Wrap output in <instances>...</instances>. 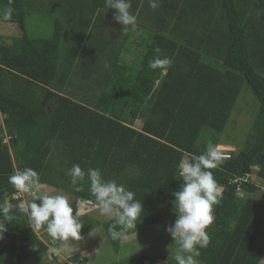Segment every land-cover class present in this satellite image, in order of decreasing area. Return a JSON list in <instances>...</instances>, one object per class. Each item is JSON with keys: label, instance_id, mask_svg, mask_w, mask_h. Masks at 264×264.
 I'll return each mask as SVG.
<instances>
[{"label": "trees", "instance_id": "16d2710c", "mask_svg": "<svg viewBox=\"0 0 264 264\" xmlns=\"http://www.w3.org/2000/svg\"><path fill=\"white\" fill-rule=\"evenodd\" d=\"M33 1L0 0L3 20L21 31L11 44L0 45V81L17 80L30 89L22 100L18 83L11 93L0 87V113L5 116L0 128V205H8L13 216L10 223L0 216L7 227L0 240V262L20 264L39 258L50 243L57 253L54 240L38 239L28 214L20 211L21 198H14L21 192L8 182L9 175L32 168L40 186L54 187L50 178L57 165L55 154L68 170L73 165L85 172L99 168L105 180L134 192L144 208L138 225L166 227L174 222L172 193L182 183L178 164L188 156L198 157L209 143L221 144L219 134L248 88L258 102L257 117L243 149L211 170L222 195L213 208L215 220L206 229L209 245L199 249L196 258L199 264H246L264 241V202L259 200L264 190V0H249L251 10L247 0H158L155 10L149 0H131L135 29L149 36L143 39L145 53L136 75L122 61L126 41L135 30L131 26L120 33L119 23H113L118 30L101 40L108 52L89 57L84 70L74 73L61 61L59 20L50 39L27 34V8ZM96 6L115 13L104 0ZM156 48L161 57L172 60L171 66L148 67ZM103 64V83H96L92 74L98 76ZM75 78L95 84L89 97L82 96L77 87L82 82ZM138 118L145 120L141 131L131 127ZM55 147L59 152L53 151ZM247 175L252 178L232 183ZM78 184L81 190L71 191L74 213L79 203L95 205L87 175ZM238 188L245 193L243 198ZM145 260L141 254L120 264H145Z\"/></svg>", "mask_w": 264, "mask_h": 264}, {"label": "rangeland", "instance_id": "374dc122", "mask_svg": "<svg viewBox=\"0 0 264 264\" xmlns=\"http://www.w3.org/2000/svg\"><path fill=\"white\" fill-rule=\"evenodd\" d=\"M52 3H54V5L50 7V4ZM94 4L95 3H93L92 0H35L30 3L27 8V34L33 39H50L54 35L55 21L59 20L58 22H60L62 34L60 57L64 59V62H66L65 65L67 68L74 69V73L82 72L84 69L81 67L84 66V62L89 57H94L98 54L102 56L108 52V50L105 49L101 43L103 38L102 36H107L108 34L111 35L115 33V29L118 30L117 27L113 25V23H116V21L113 20V15H111L107 10L97 7L96 4ZM3 18H5V15L0 11V45L7 46L14 39L21 36V31L18 25L6 22ZM118 25L121 33L123 26L121 24ZM146 37H149L147 33L140 31L137 28L133 30V33L130 36V41H126L128 42L126 45L128 48L127 52H130V56L122 57V61L134 70V75H136L137 69L145 53V44L143 39ZM106 61L107 64L110 62L108 58H106ZM72 64H75V66H72ZM100 69H102V72H99L98 76L92 74L91 77L96 83H100L102 81V77L105 74L104 72H106L105 64L101 65ZM74 80L82 82L77 83V87L82 93V96H85L86 98L89 97V91L91 90V87L95 86V84L82 78H75ZM18 88L17 94L20 99L23 100L26 95H29L30 89L25 86L23 82H20ZM235 106L236 107L231 113L230 119L224 131L219 134V139L221 142L220 145L227 146V149L233 148L236 151H239L245 146V141L252 131V125L257 117L259 106L257 100L248 88L243 89L240 99ZM3 138H5V136ZM53 151L59 152V148L55 147ZM55 155L56 161L53 160V162L55 161L57 165L52 168V172H54V174L52 175V178H50L52 183H54V187L40 186V190H35L36 193L34 195L30 197L23 196L24 199H20L21 203L27 204L32 202L43 193L66 194L69 197L70 203L74 201L75 197L71 191L76 190V187H78L79 184L76 186L72 185L70 179L71 176L68 175V168L64 167L60 155ZM255 180L256 179L254 178L252 181L259 184V182ZM261 186L264 188V185L261 184ZM263 193L264 190L261 192V196L259 195V200L264 202ZM80 211L82 213L80 220L83 226L80 229V237L78 238L70 237L67 240L53 238L48 234L45 226L46 224L42 225L40 228L33 225L34 230L37 232L38 239H41L44 243L49 240H54L56 244L55 250L61 255L63 260H60V262H54L53 264H65L66 261L71 262L70 264H106V260L110 261V259H114L112 264H120L117 261H119L118 258H124V254L120 256L123 252L121 251V253L118 254L111 248V245L113 246L118 244L114 242H118L119 237L116 239H113L111 235H109V237H105L107 233V230L105 229L107 226H109L110 232L112 230L120 232L119 227L114 226L113 228V224L115 222H112L113 218H104L105 216L92 209H89L88 211H82L81 209ZM104 230L105 232L103 236L102 232ZM148 231L149 235L152 234L151 236H156L155 233L157 232L155 230L153 231L152 228L148 229ZM145 234L147 233L145 232L143 235ZM175 244L176 243L173 242V247L168 249L169 261H176V250L180 252V255H187V253L183 250H180V245L176 248ZM142 245L137 244L132 248V251L141 248ZM127 246L128 245H125V247ZM120 247L122 250L124 247L123 244ZM158 247L161 248L160 244ZM262 248H264L263 240L260 241L259 250H263ZM159 252L162 253L163 250H160ZM257 253H259V251H257ZM49 254V252H46L39 258L27 260L20 264H48L47 262H50L48 259ZM134 254L135 253L127 254V258ZM12 258L16 263V258L13 256ZM163 264L166 263L163 262ZM254 264H258V262H255ZM261 264H264V260Z\"/></svg>", "mask_w": 264, "mask_h": 264}, {"label": "clouds", "instance_id": "9594fccd", "mask_svg": "<svg viewBox=\"0 0 264 264\" xmlns=\"http://www.w3.org/2000/svg\"><path fill=\"white\" fill-rule=\"evenodd\" d=\"M104 6L115 10L113 20L123 26L122 33L127 32L129 26L132 29L136 28L137 17L130 12L131 0H104ZM149 6L155 10L160 5L158 0H149ZM11 11L8 9L9 16ZM155 52L157 55L148 62L150 69L163 70L171 66L172 60L167 56L161 57L159 48H156ZM221 147L227 146L209 143L198 157L193 160H181L178 164L182 183L179 190L172 193L176 219L165 228L172 239L178 240L181 249L187 253V255L175 256L177 264H198L196 258L200 256L199 249L209 245L210 237L206 229L215 220L213 208L219 203L222 195L211 170L217 168L224 159ZM68 175L71 176V183L74 186L87 175L90 181L89 191L95 197V205L85 202L80 205L84 204L87 209L89 207L99 211L103 216L115 218L116 224L120 225L123 231L112 230L113 239L122 236L124 231L137 228L136 221L144 213V208L142 202L134 198V192L115 180H105L99 168H89L85 172L79 165H73L68 170ZM8 182L17 191L23 193L40 190L38 173L32 168H25L9 175ZM76 190L80 191L81 187H76ZM80 205L79 210L74 213L66 194L43 193L32 202L22 203L19 208L20 211L28 214L30 221L37 228L46 224L50 236L67 240L70 237H80V229L83 226L80 220L82 214ZM0 216L9 223L12 221L13 216L8 205H0ZM6 231V223L0 222V240L4 238ZM47 252L50 253V249ZM53 262L47 263L53 264Z\"/></svg>", "mask_w": 264, "mask_h": 264}, {"label": "crops", "instance_id": "0c3cea01", "mask_svg": "<svg viewBox=\"0 0 264 264\" xmlns=\"http://www.w3.org/2000/svg\"><path fill=\"white\" fill-rule=\"evenodd\" d=\"M94 1H95V4H96V2H98V0H94ZM99 1L101 2L102 0H99ZM247 1L250 3V5H248L245 2L246 7L249 8L248 10L253 9L252 8L253 1H249V0H247ZM53 5H54V3L50 4V7H52ZM11 43L12 42H10L9 44H11ZM126 54H125V56H130L129 52H126ZM61 61H63V58L61 59ZM15 83H18V81L14 80L11 82H4V83H2V81H0V87L2 90L4 89L5 92L11 93L13 90L16 89ZM18 84H20V83H18ZM4 91H2V92H4ZM4 117L5 116L0 113V118H1L0 128L3 126ZM144 121L145 120L142 118L134 119L131 123V127L137 131H141ZM97 212H99V211H97ZM101 218H103V217H101ZM104 218H108V217L105 216ZM114 221H115V218H113L112 222H114ZM137 222L138 221H136V223ZM113 225L119 227L120 232L123 231L122 227L120 225L116 224V221L114 222ZM150 228H152L153 231L155 230L157 232V233H155L156 236H151L152 234L151 235L148 234V232H149L148 229H150ZM165 228L166 227H163L160 225H145L144 223H142V225H138V223H137V228H133V229L124 231V234L121 236V238L119 237V241L114 242V243H118V244L113 245V246L111 245L112 250H114L118 254H120L121 251L123 252L122 254H120V256H122L124 254V258H122V259L118 258L119 261H117V262L121 263L122 261H124L130 257H137V256H140L141 254L146 255V260L144 262L145 264H163V262H165L166 264H169V262H173V261H169L168 249L173 247V242L176 243L175 246L177 248V246L180 245V242L178 240H173L172 237L166 232ZM107 230L108 231H106L107 233H106L105 237H109V235H111V232H109V229H107ZM104 232H105V230L102 232L103 236H104ZM145 232L147 234L143 235ZM122 244L124 247L121 250L120 246H122ZM137 244H141V245L143 244V245L141 248H138V249L132 251V248L134 246H136ZM159 244H160L161 248L158 247ZM125 245H128V246L125 247ZM129 246H131V247H129ZM262 249L263 250H259V246L254 248L253 252H251L246 264H250V263L254 264L255 262H258V264H261L264 260V248H262ZM160 250H163V252L162 253L159 252ZM180 250H182L181 247H180ZM138 251H140V252H138ZM257 251H259V253H257ZM131 253H135V254L127 258V254H131ZM177 254H180V252L176 250L175 255H177ZM8 259L12 260L14 262L12 255H8ZM60 260H63V259H62L61 255L59 254V259L57 260V262H60ZM66 262H65V264L71 263L69 261H66ZM106 262H107L106 264H112L114 262V259H110V261L106 260Z\"/></svg>", "mask_w": 264, "mask_h": 264}, {"label": "built area", "instance_id": "2783aa9c", "mask_svg": "<svg viewBox=\"0 0 264 264\" xmlns=\"http://www.w3.org/2000/svg\"><path fill=\"white\" fill-rule=\"evenodd\" d=\"M8 140H9V138H7V139L4 141V143H7ZM227 148H228V147H221V149H222V154H223V156H224L223 161L230 160L231 158H233V154L236 152V150L233 149V148H229V149H227ZM188 158H190V156H188ZM188 158L185 159V160H189ZM251 178H252V175H247L245 179L234 180V181H232V183H233V184L241 183L242 180H243V181H247L248 179H251ZM237 192H238L239 196H241V197H243V196L245 195V193L242 191V188H238ZM20 194H21V195H20ZM20 194L17 195V196H15L14 198H15L16 200L19 199V198H23L24 193L21 192ZM34 194H35V191L32 190V191H30V192L27 193V196H32V195H34ZM88 208H89V207H88ZM81 209H82V211H88V210H89V209H87V206L84 205V204H81V208H80V210H81ZM48 247L50 248V254L48 255V259H49L50 262H52V261H54V260L58 257V254L55 253L54 249L52 248V247H53V243H50Z\"/></svg>", "mask_w": 264, "mask_h": 264}]
</instances>
